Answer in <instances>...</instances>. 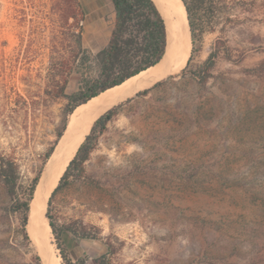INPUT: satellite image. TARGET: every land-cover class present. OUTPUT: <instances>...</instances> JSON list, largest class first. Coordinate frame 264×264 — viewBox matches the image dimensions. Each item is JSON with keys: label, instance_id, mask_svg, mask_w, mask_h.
I'll return each mask as SVG.
<instances>
[{"label": "rangeland", "instance_id": "rangeland-1", "mask_svg": "<svg viewBox=\"0 0 264 264\" xmlns=\"http://www.w3.org/2000/svg\"><path fill=\"white\" fill-rule=\"evenodd\" d=\"M82 1L91 58L74 64L66 94L95 76L113 26L110 0L94 12ZM55 2L0 0V150L16 160L21 191L39 172L40 183L45 153L74 112L52 94L70 49ZM194 17L204 31L189 62L191 43L160 84L114 103L82 176L45 204L59 225L90 233L62 231L72 261L110 241L117 264H264V0H207ZM10 204L0 184V264H49V243L60 257L51 228L36 244Z\"/></svg>", "mask_w": 264, "mask_h": 264}, {"label": "trees", "instance_id": "trees-1", "mask_svg": "<svg viewBox=\"0 0 264 264\" xmlns=\"http://www.w3.org/2000/svg\"><path fill=\"white\" fill-rule=\"evenodd\" d=\"M114 9V21L106 45L95 55L97 71L94 77L85 78L82 86L70 94L65 93L67 75L74 70V64L85 66L90 61L91 53L82 45V26L85 20L84 11L79 0H56L54 10L59 15V24L63 30L64 41L69 43L70 49L66 59L65 74L63 80L57 83L53 96H64L67 99L66 113L70 114L79 105L86 103L101 92L121 84L126 79L138 74L150 66L157 64L166 50V25L164 18L154 0H110ZM185 8L186 21L190 34V55L197 50L196 40L202 35L203 27L195 19V10L202 7L207 0H181ZM213 1V0H211ZM217 49L212 48L207 58L202 63V69L196 74L200 81L209 76V69L214 64ZM157 81L153 86H157ZM148 88L142 89L136 95H145ZM116 107H111L105 113L97 117L90 128V133L78 146L74 156L61 174L58 183L51 194L72 179L80 178L84 172V163L89 159L93 151L92 139L95 133L101 134L106 124L112 119ZM60 135V134H59ZM53 147L45 153L48 159ZM19 166L16 160L0 150V184L9 197L11 204L9 209L13 212H22V230L25 226L30 210V202L34 196L39 182L40 172L31 180V183L23 191L19 183ZM51 196L48 198L49 207ZM47 212L48 224L54 235L55 243L62 259L61 264H117L113 258L117 252L115 245L107 241L105 251L90 257L82 254L72 261L63 247L61 233L68 230L80 237H87L90 233L85 229L80 232L69 224L59 225Z\"/></svg>", "mask_w": 264, "mask_h": 264}, {"label": "bare ground", "instance_id": "bare-ground-1", "mask_svg": "<svg viewBox=\"0 0 264 264\" xmlns=\"http://www.w3.org/2000/svg\"><path fill=\"white\" fill-rule=\"evenodd\" d=\"M156 1L166 25L167 43L165 54L157 64L126 79L121 84L101 92L98 96L91 98L74 109L67 125L66 133L54 153V157H57V160L48 169V178L44 184L47 172V169H45L30 204L26 231L36 244L42 245L41 241L45 237L46 231L50 230L44 213L47 196L56 186L59 177L85 138L93 121L114 103L124 99L126 96H130V94L141 88L148 87L169 73L170 70L178 67L189 50V30L182 1ZM53 248V244L49 243V264H61L60 257L53 252Z\"/></svg>", "mask_w": 264, "mask_h": 264}, {"label": "water", "instance_id": "water-1", "mask_svg": "<svg viewBox=\"0 0 264 264\" xmlns=\"http://www.w3.org/2000/svg\"><path fill=\"white\" fill-rule=\"evenodd\" d=\"M164 54H165V52H164ZM164 56V55H163ZM163 58V57H162ZM161 58V59H162ZM159 80H161V79H159ZM159 80H157V81H159ZM157 81H155L152 85H154ZM146 88H148V87H146ZM142 90V89H141ZM140 91V90H139ZM138 91H136V93H137ZM135 93V94H136ZM114 106V105H113ZM112 107V106H111ZM111 107H109L108 109H110ZM107 109V110H108ZM106 110V111H107ZM100 116V115H99ZM98 116V117H99ZM66 130H67V128L65 127V129H64V131H63V133L61 134V136L59 137V139H58V141L56 142V144H55V146L53 147V150H52V152H51V154H50V156L48 157V159H47V162H46V164H45V167H44V169H47V172H46V174H45V178H44V184H45V182H46V180H47V178H48V169L55 163V161L57 160V157H54V153L56 152V149H57V147H58V145L60 144V142H61V140H62V137H63V135L66 133ZM66 168V167H65ZM65 170V169H64ZM57 185V184H56ZM45 186V185H44ZM56 187V186H55ZM54 187V188H55ZM54 188L52 189V191L54 190ZM52 191L50 192V194H49V196L51 195V193H52ZM47 201H48V199H47ZM46 205H47V202H46Z\"/></svg>", "mask_w": 264, "mask_h": 264}, {"label": "crops", "instance_id": "crops-1", "mask_svg": "<svg viewBox=\"0 0 264 264\" xmlns=\"http://www.w3.org/2000/svg\"><path fill=\"white\" fill-rule=\"evenodd\" d=\"M154 1L157 4V1L156 0H154ZM82 3L84 4V6L87 7V9L90 12L99 11L101 9V5H99V2H96V0H93L94 4H92V0H83ZM157 6H158V4H157ZM111 7H112V10L110 12V20H111V23H113V21H114V9H113L112 3H111ZM90 12H88V13H90Z\"/></svg>", "mask_w": 264, "mask_h": 264}]
</instances>
